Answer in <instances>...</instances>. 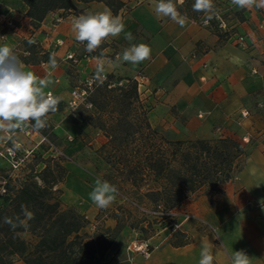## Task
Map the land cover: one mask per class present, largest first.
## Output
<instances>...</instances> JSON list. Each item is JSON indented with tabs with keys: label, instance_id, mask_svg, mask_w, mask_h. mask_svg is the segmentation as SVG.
I'll list each match as a JSON object with an SVG mask.
<instances>
[{
	"label": "crops",
	"instance_id": "crops-1",
	"mask_svg": "<svg viewBox=\"0 0 264 264\" xmlns=\"http://www.w3.org/2000/svg\"><path fill=\"white\" fill-rule=\"evenodd\" d=\"M121 1L125 6L116 16L133 39L127 40L121 33L105 41L102 53L107 57L90 54L86 58L81 52L83 44L74 39L71 23L81 14L109 9L104 3L91 1L78 6V11H51L38 25H32L22 0H0L2 17L14 21L13 28L0 22V45L13 47L26 71L50 79L52 83L46 91L60 97L57 111L47 117L58 137L55 141L64 143L67 135L81 134L79 125L67 115L65 103L75 83L99 73L97 66L103 59L101 72L118 78H136L138 74L143 77L139 99L146 104L147 121L152 127H160L173 140L229 137L241 143L246 155L241 169L220 184L218 191L209 195L195 193L175 208L186 209L204 222L198 224L201 228H197V223H183L187 226L179 231L190 238L189 242L174 246L171 235H163L153 241L146 258L126 250L114 254L112 247L107 258L113 256L117 264H199L201 248L207 245L214 255L213 264H231L232 254L239 250L246 252L251 264H264V9H239L226 0L229 34L220 38L189 17L184 27L169 18H158L153 0ZM60 14H64L63 19L54 24ZM240 35L244 45L236 41ZM25 40L34 41L40 49L54 55L57 67L52 69L49 61L41 59L21 60L29 55L23 45ZM124 42L127 46L117 51L112 47ZM139 43L151 48L148 60L137 65L116 61L125 48ZM69 53L78 59L76 63L67 59ZM232 56H238L242 63L231 62ZM243 110L249 111L248 116H241ZM79 112L82 121H87L84 109ZM0 137L5 134L0 132ZM16 140L26 142L20 135L8 142ZM5 141L6 137L0 139V149ZM65 167L62 195L68 194V200L64 204L75 207V198L81 195L75 196V189L67 188L69 181L75 185V169ZM93 187L89 185L88 191Z\"/></svg>",
	"mask_w": 264,
	"mask_h": 264
},
{
	"label": "trees",
	"instance_id": "trees-1",
	"mask_svg": "<svg viewBox=\"0 0 264 264\" xmlns=\"http://www.w3.org/2000/svg\"><path fill=\"white\" fill-rule=\"evenodd\" d=\"M27 6V16L32 25H38L51 11H78V6L91 1L104 3L116 15L125 6L121 0H22ZM195 0H176L178 10L187 17L201 23L206 14L193 11L192 15L182 10L185 6L189 11ZM215 15L210 20L212 31L220 38L229 33L228 29L220 30L216 25V15L223 18L228 27L226 0H213ZM193 10V9H192ZM59 16H64L60 14ZM28 57H21L24 62L38 60L49 61L51 54L43 51L36 43L23 41ZM101 53L93 52L98 57ZM103 56H108L103 53ZM113 79V75H109ZM125 83L120 88L124 95L138 101V84L133 78H121ZM92 102V100L89 98ZM93 104V102H92ZM144 121L136 123L134 131L126 130L123 137L125 148H129L130 141L136 134L140 145L131 148L124 156H116L123 163L118 172L125 171L136 185L140 181L153 177L158 188L146 193L155 206L166 210L174 209L194 193L202 184L208 186L211 192L219 190V185L230 180L242 167L246 151L240 142L224 136L215 139L171 140L153 129L147 121V107L141 104ZM111 136V135H110ZM113 148V149H112ZM112 151L116 152L114 146ZM36 154H43V146L36 150ZM131 153L137 155L136 166L131 165ZM121 156V157H120ZM114 157V156H113ZM55 161L57 169L46 164L37 174L27 175L24 179H13L10 174L0 175L4 181V193L0 195V264H16L18 259L22 264H107L104 257L112 245L114 238L108 231L89 236L80 231L89 224L85 215L74 208L61 209L55 198V186L61 183L66 174V168L58 159ZM37 177L41 183L35 179ZM21 205H26L34 213V219L27 221L30 227L25 230L17 227L13 230L4 223V217L23 219ZM28 233L35 238L30 242L22 238ZM123 264V263H118Z\"/></svg>",
	"mask_w": 264,
	"mask_h": 264
},
{
	"label": "rangeland",
	"instance_id": "rangeland-1",
	"mask_svg": "<svg viewBox=\"0 0 264 264\" xmlns=\"http://www.w3.org/2000/svg\"><path fill=\"white\" fill-rule=\"evenodd\" d=\"M177 1L180 3L182 0ZM192 6L193 3L189 11L185 6L182 10L192 15ZM104 45L105 42L95 52L101 53ZM121 46H127V43L124 42L120 46L112 45L115 50L121 49ZM81 49L82 54L93 55V53L85 51L84 45L81 46ZM112 81L116 83L107 85L104 82H99L95 87L90 96L93 102L92 108L86 109L84 106L80 107L84 109V116L87 121H72L81 128V134H79V136L67 135L65 137L66 142L58 143L55 141L58 137L53 133V126L49 125L48 121L47 127H45L43 131L56 145L60 151L59 155L43 146L42 156L36 154L37 151L35 150L21 162V165L16 170L11 169L9 163L1 158L0 175L10 174L13 179L17 178L22 180L27 175H37L46 164L57 169L54 165L56 162H52L49 159L50 157L58 159L63 167L67 166L69 169H75V185L69 181L67 188H74L75 196H77V194L81 195L75 198V207H71L78 213L85 215L89 220V224L80 231L82 235L86 234L88 236L84 237L85 240H89V236L95 233L108 231L114 238L112 245L109 247V249L112 247L111 253L115 254L118 250H126L129 253L138 254L146 258L147 256L132 251L129 247L131 248L134 242H146L151 252L153 241L163 235H171L170 241L174 246L181 244V242L187 243L190 241V238L179 231L185 229L184 226H187L183 223H197V228H201L198 224L202 225L204 222L186 209L177 211L175 207L174 209L166 210L161 206H155L151 198L146 195L150 190L158 188V184L155 183L153 177H146L145 180L140 181L139 184L136 185L125 171L118 172V169L122 168L123 163L117 160L116 156H124L125 152L129 153L131 148L133 149L140 145L138 134L130 141L128 149L125 148L126 145L122 140L127 129L129 131H134L137 127L136 123H138V121H144L141 104H143V106H146V104L142 103L140 99L137 101L135 98H127L124 95V91L120 90V88L125 82L121 80V78L114 77ZM119 81H121V84L117 83ZM79 83H75V86ZM152 128L165 138L171 139L160 127L153 126ZM18 135L24 137L21 134H17V137ZM69 136L72 140H68ZM24 138L27 143L21 142L22 147L24 149H30L34 145V140L32 141L26 137ZM113 146L115 148L118 147L116 152L112 151ZM131 158L133 160L131 165L135 167L137 155L131 153ZM66 174L63 176L61 183L54 188L56 189L54 196L56 200L59 201L61 209L69 208V206L64 204V202L68 200V194L62 195L65 188L64 180ZM77 178H79L80 181H78ZM97 178L109 181L118 189L115 201L107 208L102 209L97 207L89 197L91 191H88V187L89 185H94ZM35 179L38 183H41L37 177H35ZM3 185L4 181L0 180V195L4 193ZM78 190L80 191L79 193H77ZM199 192L206 195L212 194L208 186L202 184L194 193L189 194L187 198ZM66 193H68V191ZM183 214H188L191 217H189L188 220H183ZM21 236L30 242H34L35 240V238L28 233H23ZM104 259L107 264H117V262H114L113 256L107 258L106 255ZM128 262L132 263L134 260H128ZM15 263L22 264L18 259Z\"/></svg>",
	"mask_w": 264,
	"mask_h": 264
},
{
	"label": "clouds",
	"instance_id": "clouds-1",
	"mask_svg": "<svg viewBox=\"0 0 264 264\" xmlns=\"http://www.w3.org/2000/svg\"><path fill=\"white\" fill-rule=\"evenodd\" d=\"M153 4V11L158 18H169L180 27L186 25L188 18L178 10L176 0H153ZM231 4L239 9H251L254 6L264 9V0H231ZM192 8L195 12L206 14L205 24L216 14L213 0H195ZM71 31L75 41L83 44L86 52L93 53L109 38L125 33V24L119 16L113 15L109 9L105 8L100 12L74 17ZM125 39H133L132 34L125 33ZM33 42L29 41V43ZM150 56L151 48L147 44H132L116 57V61L137 65L148 60ZM100 58H103L102 52ZM230 60L236 64L242 63L238 56H232ZM48 63L52 69L57 67L54 55L49 57ZM108 63L112 61L108 60ZM97 70L98 72L103 70V59L98 64ZM51 83L50 79H42L33 72L26 71L13 47L8 44L0 45V132L4 133L5 137L8 133L33 121L34 124L31 126L37 130L47 127L48 115L55 113L60 103V97L51 91H46ZM117 193L118 189L115 185L97 178L89 197L97 207L103 209L115 201ZM21 212L23 219L20 216L15 219L6 216L4 223L13 230L17 227L27 230L30 227L27 221L34 219V213L26 205H21ZM213 261L214 255L209 247L202 246L199 264H213ZM231 264H251L250 257L244 250L234 251Z\"/></svg>",
	"mask_w": 264,
	"mask_h": 264
},
{
	"label": "built area",
	"instance_id": "built-area-1",
	"mask_svg": "<svg viewBox=\"0 0 264 264\" xmlns=\"http://www.w3.org/2000/svg\"><path fill=\"white\" fill-rule=\"evenodd\" d=\"M63 19L62 16H57L54 19V23H59ZM216 25L220 30H227V23L226 21L221 18L219 15H216ZM205 20V19H204ZM204 20L201 22L202 25L207 26L208 28H212L210 22L207 24L204 23ZM0 22L4 23L6 27L13 28L14 27V21L11 19H5L2 17L0 13ZM3 37V35H1ZM237 43L239 45L244 44V37L242 35L238 36L236 39ZM84 57H89V55H85ZM67 59L71 60L73 63H76L78 59L75 57V55L69 53L67 54ZM142 76L138 75L136 78H134L138 84V87L142 83ZM99 82H104L107 85H113L112 79L108 77L107 73L99 72V73H91L87 77H85L78 85L74 86L70 90V95L68 100L65 103V109L67 112V115L74 121H82L81 114L79 112V109L81 106H84L86 109L92 108L93 104L89 100L91 93L95 89V87L98 85ZM118 84H121V81L117 82ZM249 111L243 110L241 111V116L246 117L248 116ZM34 124V121L30 124L15 129L14 131L7 134L6 139L3 143V147L0 149V158L5 159L8 163L11 169L16 170L21 165V162L24 161V159L31 153H33L37 148L44 146L47 147L48 150L54 152L55 154L60 153L56 145L50 140V138L45 134L43 129H35L31 125ZM17 134H21L27 139H31L34 142V145L30 149H24L22 147L21 142L19 141H13L11 143L8 142L10 139H14V137ZM68 140H72V138L69 136ZM244 142H247V139L243 138ZM183 220H188L189 216L188 214H183ZM177 226V225H176ZM214 231V229H212ZM132 251H136L141 253L144 256H148L150 254V250L148 247V244L146 242H134L131 245Z\"/></svg>",
	"mask_w": 264,
	"mask_h": 264
}]
</instances>
